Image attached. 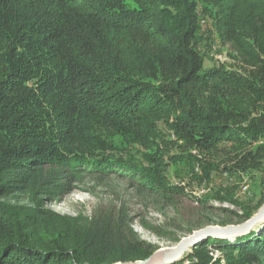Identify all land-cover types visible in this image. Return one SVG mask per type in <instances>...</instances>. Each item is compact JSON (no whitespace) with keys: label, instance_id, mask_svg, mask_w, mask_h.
Returning a JSON list of instances; mask_svg holds the SVG:
<instances>
[{"label":"trees","instance_id":"1","mask_svg":"<svg viewBox=\"0 0 264 264\" xmlns=\"http://www.w3.org/2000/svg\"><path fill=\"white\" fill-rule=\"evenodd\" d=\"M86 180L163 209L187 196L225 214L221 226L256 214L264 0H0V264H117L160 249L125 204L74 218L46 207ZM166 228L154 231L182 240ZM171 264H264V223Z\"/></svg>","mask_w":264,"mask_h":264},{"label":"rangeland","instance_id":"2","mask_svg":"<svg viewBox=\"0 0 264 264\" xmlns=\"http://www.w3.org/2000/svg\"><path fill=\"white\" fill-rule=\"evenodd\" d=\"M216 58L225 61L228 58L226 56V50H224L223 54H217ZM198 170L197 168V171ZM216 183H220L218 179ZM213 185L216 186L215 182H213ZM245 186V183L240 186L238 195H245ZM194 187L195 188L191 190L194 191L195 196L203 194V188L196 185ZM21 204L26 205L24 202ZM121 204H125L130 213L133 230L137 232L143 240L157 245L160 249L173 248L176 247L178 243H175L171 238L164 239L159 237L154 229L165 231L167 229L166 227H171V229L169 228L171 232L167 235L172 237L178 236V238L180 237L184 240L193 237L195 232L201 231L206 227H220L221 224L219 225V223L225 219V214L219 212L217 209L212 210L214 211L213 215L203 211L192 198L187 196L177 197L175 205H169L164 209L152 203L145 206L126 184H120V182L115 181L100 186L91 180H86L85 185L77 186L76 189L66 194L60 200L47 203L46 207L58 215L74 218L80 214L91 216L99 208L117 207ZM209 206L241 213L237 207H233V205L229 203L223 204L212 200L209 202ZM190 223H204V227L190 234L187 230V226L190 225ZM260 227H262V224L254 228L251 232L258 231ZM246 234L221 236V238L234 242L237 237ZM188 253L190 252H185V254ZM216 255L218 256V254H215V257H217Z\"/></svg>","mask_w":264,"mask_h":264},{"label":"water","instance_id":"3","mask_svg":"<svg viewBox=\"0 0 264 264\" xmlns=\"http://www.w3.org/2000/svg\"><path fill=\"white\" fill-rule=\"evenodd\" d=\"M264 223V203L258 209L256 214L248 221L226 227H206L193 234V237L181 240L176 247L169 249H159L154 254L144 260L136 262H126L117 264H171L179 261L186 255L185 252H191L198 243L206 240L208 237L221 238L229 235H239L251 232L254 228ZM185 254V255H184Z\"/></svg>","mask_w":264,"mask_h":264},{"label":"built area","instance_id":"4","mask_svg":"<svg viewBox=\"0 0 264 264\" xmlns=\"http://www.w3.org/2000/svg\"><path fill=\"white\" fill-rule=\"evenodd\" d=\"M247 189H248V187H247V186H245V188H244V191H246V192H247Z\"/></svg>","mask_w":264,"mask_h":264}]
</instances>
